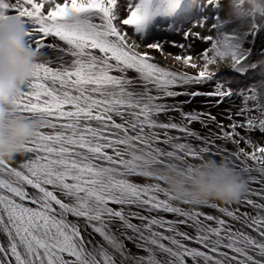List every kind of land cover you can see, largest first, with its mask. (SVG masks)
Instances as JSON below:
<instances>
[{"label":"snow or ice","instance_id":"snow-or-ice-1","mask_svg":"<svg viewBox=\"0 0 264 264\" xmlns=\"http://www.w3.org/2000/svg\"><path fill=\"white\" fill-rule=\"evenodd\" d=\"M242 7L0 0L37 54L12 97L36 127L0 161V264H264V20L237 26ZM196 97L227 105L222 119L186 111ZM204 160L244 178L235 208L177 198L151 174Z\"/></svg>","mask_w":264,"mask_h":264},{"label":"clouds","instance_id":"clouds-1","mask_svg":"<svg viewBox=\"0 0 264 264\" xmlns=\"http://www.w3.org/2000/svg\"><path fill=\"white\" fill-rule=\"evenodd\" d=\"M231 2V0H230ZM243 7L233 10L237 26L246 25L248 17L264 11V0H238ZM25 28L12 16L0 18V161L11 162L21 154V145L30 138L36 123L17 117L12 97L28 78L37 54L24 39ZM142 163V161L140 162ZM152 175L165 179L169 190L177 198L202 204L208 201L235 203L245 191L244 178L222 163L202 161L191 172H179L160 167Z\"/></svg>","mask_w":264,"mask_h":264},{"label":"bare ground","instance_id":"bare-ground-1","mask_svg":"<svg viewBox=\"0 0 264 264\" xmlns=\"http://www.w3.org/2000/svg\"><path fill=\"white\" fill-rule=\"evenodd\" d=\"M221 15H224V13H221ZM197 30L199 31L200 29H197ZM171 38L176 39L177 41L183 42L181 36H172ZM203 47H204V45L202 43H199V42L197 43V48L198 49H202ZM166 50L167 51H172V52H178L179 51L178 49H174V48H171V47H167ZM157 59H159L162 64L165 63V60L163 58L159 57L158 54H157ZM167 62L168 63H172L171 61H167ZM176 66L179 67V65H176ZM189 71H193V70L189 69ZM202 90L206 91L208 89L205 88V89H202ZM177 99L178 100H185V99H189V98L181 96V97H178ZM224 107H227V105H223V106H221L219 108H217V107H211L210 108L209 104H208V98H206V97H196L195 99L191 100L190 104L185 105V110L186 111L193 110V109L205 110V111L210 110L214 114H217L218 119H222V117L219 116V113L222 111V109ZM194 127L197 128V129H200V125L199 124H195ZM257 135H259V134L257 133ZM228 147H231V145H228ZM19 159H22V157L19 158ZM252 187L256 188V187H259V186L253 184ZM254 198L258 199L256 197H254ZM216 203L219 204L221 207L225 206L223 203H220V202H216ZM229 206L232 207V208H235L237 205L235 203H232ZM201 210L204 211L205 213H208V214H211V215H217V216L221 215L216 209H212V208H208V207H202ZM161 215L165 216L167 219H174L173 216H171L170 214H167V213H161ZM223 218L227 219L226 217H223ZM134 222H138V221H134ZM97 239H99V237H97ZM0 242H6V238L2 234H0ZM128 246L130 248H132L131 244H129ZM192 246H197V245H192ZM132 250L136 251V249H134V248ZM189 264H191V262H189Z\"/></svg>","mask_w":264,"mask_h":264},{"label":"rangeland","instance_id":"rangeland-1","mask_svg":"<svg viewBox=\"0 0 264 264\" xmlns=\"http://www.w3.org/2000/svg\"><path fill=\"white\" fill-rule=\"evenodd\" d=\"M225 71H226L225 73H226L227 75H231V73H230V72H228L227 70H225Z\"/></svg>","mask_w":264,"mask_h":264},{"label":"flooded vegetation","instance_id":"flooded-vegetation-1","mask_svg":"<svg viewBox=\"0 0 264 264\" xmlns=\"http://www.w3.org/2000/svg\"><path fill=\"white\" fill-rule=\"evenodd\" d=\"M226 72V71H225Z\"/></svg>","mask_w":264,"mask_h":264}]
</instances>
